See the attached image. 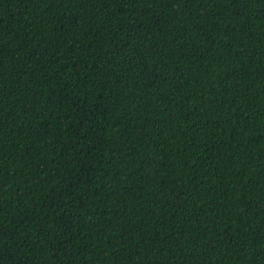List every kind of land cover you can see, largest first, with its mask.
<instances>
[{"label": "trees", "instance_id": "trees-1", "mask_svg": "<svg viewBox=\"0 0 264 264\" xmlns=\"http://www.w3.org/2000/svg\"><path fill=\"white\" fill-rule=\"evenodd\" d=\"M0 264H264V0H0Z\"/></svg>", "mask_w": 264, "mask_h": 264}]
</instances>
